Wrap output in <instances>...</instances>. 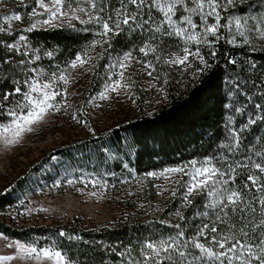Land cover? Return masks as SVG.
I'll use <instances>...</instances> for the list:
<instances>
[{
	"label": "trees",
	"instance_id": "16d2710c",
	"mask_svg": "<svg viewBox=\"0 0 264 264\" xmlns=\"http://www.w3.org/2000/svg\"><path fill=\"white\" fill-rule=\"evenodd\" d=\"M92 1L96 3L99 18L108 21L113 29L107 37L101 35L103 27L98 20L31 31L14 28L0 32V124L12 120L9 112L17 111L26 82L39 69L51 72L66 67L95 42L103 43L101 70L111 59L145 48L146 59L166 81L165 103L152 114L140 116L113 129L102 139L86 143L88 146L102 142L97 152L86 151L88 147L80 150L68 146L54 155L67 160L73 170L96 172L99 182L107 188L117 186L120 192L127 190L128 183L149 173L192 161L210 160L224 173L221 180L228 181L220 185V191L226 188L239 192L240 202L232 206L225 200L223 204L214 205L215 199L201 193L183 206L176 204L174 208H165L147 217L127 213L115 223L96 229L81 228L75 223L18 226L0 219V235L37 249L59 250L65 254L68 264H134L135 261L143 264V253H151L144 247L147 243L158 245L183 232L184 235L178 237L180 250L192 264H202L203 254L193 247V241L209 246L211 236L217 233L205 230L207 237L204 238L198 229L215 223L219 233L234 234L237 239L253 244L258 251L260 234L264 232L259 203L264 198L261 188L264 172L255 167L257 164L264 167V35H261L264 0H234L231 4L219 0L222 5L219 9L221 27L216 34L219 39L209 35L207 42L199 45L186 43V38L167 35L172 28L164 21L154 0H145L141 7L128 0ZM184 3L189 8L194 6L191 0ZM119 8L120 19L116 20L114 12ZM127 8L131 11L127 16L122 15ZM20 9L17 11H22ZM174 11L172 19L176 25L188 27L183 22V17L189 15L185 7L177 5ZM126 17L128 24L123 23ZM237 18L243 24L240 31L244 36L237 30ZM192 19L197 28H189V31L202 32L200 16L192 14ZM116 22L120 23L119 29L115 28ZM214 22L212 17L208 18V24ZM162 23V31L156 32ZM185 47L191 51L199 48L206 65L198 64L194 77L178 85L176 75L165 62L167 55L179 53ZM96 77L95 83L100 86L102 71L99 70ZM17 87L20 93L15 91ZM37 173L35 170L26 172L8 191L0 194V215L17 209L23 195L37 185ZM249 176L258 182L253 184ZM217 216L223 222L217 220ZM177 224L179 228L175 227ZM242 228L248 233L247 238L241 235ZM173 259L181 258L174 253Z\"/></svg>",
	"mask_w": 264,
	"mask_h": 264
},
{
	"label": "rangeland",
	"instance_id": "374dc122",
	"mask_svg": "<svg viewBox=\"0 0 264 264\" xmlns=\"http://www.w3.org/2000/svg\"><path fill=\"white\" fill-rule=\"evenodd\" d=\"M44 2L51 6L50 0ZM123 5L122 3L121 6ZM18 8L22 11H17ZM33 10L36 15H32ZM118 11L120 13V8L114 12L116 20L120 19ZM128 11L131 9L127 8L122 15L127 16ZM61 13L63 14L58 13L56 18L51 19L50 23H45L50 19V13L39 7L38 0H0V26L5 31L31 28L33 24L36 25L33 29H47L94 22L99 17L98 8L93 9L90 0H64ZM13 14L21 15L22 19H5ZM102 45L101 42H95L90 49L79 55L86 61L82 66L77 64L72 67L76 58L66 67L51 72L39 69L29 77L25 92L29 91L31 83L36 81L41 84L51 83L52 90L62 94L50 101L55 106L54 109H50L42 121L31 125L32 131L15 136V129L12 128L5 134L3 128L12 126V121L17 118L14 116L8 123L0 124V194L8 191L16 179L26 172H38L35 175L37 185L19 200L16 209L18 214L16 210L7 211L0 215L1 220L18 226L75 223L81 228L96 229L115 223L127 213L147 217L156 215L165 208H174L176 204L183 206L190 198L201 193L210 199H219L217 196H208L207 189L194 191L187 200L184 199L185 184L189 181V176L184 173H168L166 170L182 167L185 172H191V163L155 172L156 175L136 178L125 185V192H120L117 186L110 185L107 188L99 182L96 172L73 170L67 160L54 155L56 151L68 146L80 150L88 147L86 151L97 152L102 142L90 143L88 146L86 143L102 139L113 129L140 116L152 114L165 103L166 81L153 66L145 67L149 62L144 52H127L131 53V56L126 61L124 57L127 53L121 54L111 59L101 70ZM183 54V49L179 53L169 54L165 62L176 75L178 85L193 78L197 65L201 63L192 56L185 64L170 63ZM120 63H125L127 67L121 68ZM99 70L102 71L103 78L100 86L95 83ZM149 71L152 72L151 76L148 75ZM121 72L123 79L120 77ZM61 76L67 79V83L60 79ZM118 80L123 86L117 91H112L109 85ZM22 103H25L23 98ZM27 111L28 109H24L25 114ZM17 113H20L19 108ZM9 140L13 142L8 143ZM201 162L203 161L197 162L196 166H204ZM206 166L214 167L211 161ZM161 173L164 175H160ZM219 173L216 178L221 180L223 176H219ZM218 187L220 190V186ZM206 237L205 232L204 238ZM15 242L19 241L0 235V256H17ZM9 244L13 246L9 247ZM3 264L53 262L14 259Z\"/></svg>",
	"mask_w": 264,
	"mask_h": 264
},
{
	"label": "snow or ice",
	"instance_id": "6c2138e0",
	"mask_svg": "<svg viewBox=\"0 0 264 264\" xmlns=\"http://www.w3.org/2000/svg\"><path fill=\"white\" fill-rule=\"evenodd\" d=\"M130 3L136 4L137 7H141L145 5V0H129ZM193 7H187L184 3V0H154L155 7L163 13L164 21L172 28V31L167 32L166 34L171 36L175 35L180 38H186V43L195 42V44L199 45L201 42H207V37L212 35L219 39L216 35L221 27L220 20L221 15L219 9L222 5L219 3V0H191ZM234 0H227V3L231 4ZM91 7L93 9L96 8V3L90 0ZM64 4V0H50V5L46 4L44 0H38V5L40 8L44 9L48 13H50V19L45 21V23H50L51 19L57 17V14L61 13V8ZM177 5H182L185 7V10L189 13V15L183 17V22L187 24L188 27H179L173 21L172 16L175 15V9ZM151 7V5H149ZM80 11H84V9H80ZM37 13L33 10L32 15H36ZM192 14L198 15L202 21V32H194L189 31L190 29H196L197 24L194 23L192 19ZM119 16V11L117 12ZM212 17L214 19V23L208 24V18ZM133 20L136 19L135 16L131 17ZM8 21H20L22 19L21 15L13 14L9 17H6ZM97 20L102 23L103 32L101 33L102 36L107 37L110 32L113 31L110 28L108 21L101 20V18L97 17ZM124 24H128L129 20L126 17L123 20ZM235 24L239 34L244 36V32L240 31L243 28V24L241 23L240 19L235 20ZM36 25L33 24L31 28L28 30L31 31L35 28ZM120 23H115V28L119 29ZM163 23L160 27L155 29L156 32L162 31ZM5 31V29L0 26V32ZM264 35V32L261 33ZM24 37H21L23 40ZM147 47V46H146ZM151 51H155L154 48L150 49ZM141 52H144L147 55V51L145 48L140 49ZM183 56H177L174 60L170 61L173 64H185L189 61V57H195L196 59L200 60L202 64L206 65V61L204 57L200 54L199 48H196L195 51H191L188 47L183 49ZM131 56V53H127L124 57V60H128ZM81 57H77L76 61L73 62L72 67H76L77 64L81 66L85 63ZM121 68H126L127 65L125 63H120L119 65ZM146 68H152L151 63H147L145 65ZM148 75L151 76L152 72L149 71ZM121 79H123V72L120 73ZM61 80H64L67 83V79L64 76L60 77ZM120 81H116L115 84L109 85L112 91H117L120 87H122ZM17 93H20V88L17 87L15 89ZM66 91V90H65ZM33 93H37L38 95L34 96ZM62 95L60 92H56L52 90L51 83H39L33 81L29 87V91L23 93V99L25 103L19 104L18 108L20 109V113L18 114L17 111L14 109L9 112V115L17 117L12 121L11 127H4L3 132L6 134L12 128L15 129L14 135L20 136L25 131H32L31 125L42 121L50 109H54V105L50 102L55 100L56 96ZM103 97V94H101ZM7 99V95L4 97ZM24 109H28L26 114L24 113ZM58 110V109H57ZM13 141L9 140L8 143H12ZM201 167H197L196 161L191 162L192 171L185 172V169L182 167L178 168H171L167 169L166 172L168 173H184L185 175L189 176V181L186 182V194L184 199L187 200L188 196L191 195L194 191H204L207 189L208 196H217L219 199L213 201L214 205L223 204L226 200L229 202L230 205L235 206L240 202V193L235 190L224 189L223 192L219 190L221 184H227V180H220L217 177L219 170L214 167H208L206 165L210 164V161H203L201 162ZM255 167L259 168L261 172H264V167L257 164ZM148 175H156L155 173H149ZM160 175H164L161 173ZM224 173H219V176H223ZM248 179L252 181L253 184H256L258 181L256 178L249 176ZM264 189V185L261 186ZM173 195L175 193L173 192ZM262 209V216H264V198L259 200ZM243 218V217H241ZM217 220L223 222V219L220 216H217ZM261 225H264V219L260 221ZM175 227L179 228L180 225H176ZM205 230H208L211 233H217V235L211 236V240L209 241V246H206L204 243H199L193 241V247L198 249L200 253L203 254L201 257L202 264H254V262H258V264H264V232H262L260 243L257 246L258 251L254 249L253 244L245 243L241 239H237L235 235H223L222 233L218 232L215 223L211 227L205 224L202 228L198 229L199 235L204 236ZM241 235L245 238L248 237V233L244 231L242 228ZM63 235V233H61ZM184 235L183 232L177 233V237L169 238L168 240H162L159 244L154 243H147L144 247L146 249L151 250V253H143L144 260L143 264H165V261H168L169 264H192L191 261L186 260V253L181 251V244L179 243L178 237H182ZM219 236V238H218ZM187 242H185L186 244ZM12 247V244L8 245ZM15 247L18 249L17 256H0V264H3L5 261H11L14 259H34L37 261L40 260H47L53 262V264H68L66 261V256L61 251L56 250L54 248H41L37 249L36 247L26 246L20 242H15ZM220 249L219 251L216 249ZM164 253L165 255H161ZM176 254L179 260L173 259V254ZM134 264H140L139 261H135Z\"/></svg>",
	"mask_w": 264,
	"mask_h": 264
}]
</instances>
